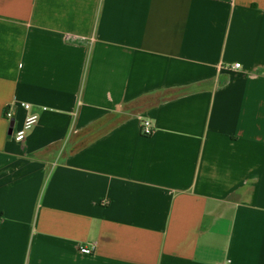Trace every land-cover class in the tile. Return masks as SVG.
<instances>
[{"label": "crops", "instance_id": "1", "mask_svg": "<svg viewBox=\"0 0 264 264\" xmlns=\"http://www.w3.org/2000/svg\"><path fill=\"white\" fill-rule=\"evenodd\" d=\"M0 264H264V0H0Z\"/></svg>", "mask_w": 264, "mask_h": 264}, {"label": "built area", "instance_id": "2", "mask_svg": "<svg viewBox=\"0 0 264 264\" xmlns=\"http://www.w3.org/2000/svg\"><path fill=\"white\" fill-rule=\"evenodd\" d=\"M233 68H239V64H234ZM21 108L27 113L22 126L13 134V139L16 142H22L25 139L26 134L37 123L38 114L31 112V106L27 103H21ZM44 110V108H43ZM12 110L10 106H7L3 112V116L8 120L12 118ZM140 134L143 137L150 136L152 134V126L149 120H142L140 123ZM79 252L84 255H90L93 253V247L81 246Z\"/></svg>", "mask_w": 264, "mask_h": 264}]
</instances>
